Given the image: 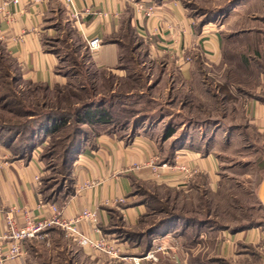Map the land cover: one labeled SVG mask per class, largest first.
<instances>
[{
	"label": "rangeland",
	"instance_id": "374dc122",
	"mask_svg": "<svg viewBox=\"0 0 264 264\" xmlns=\"http://www.w3.org/2000/svg\"><path fill=\"white\" fill-rule=\"evenodd\" d=\"M186 3L198 23L220 18L223 26L219 62L203 59L197 64L196 60L192 81H183L168 62L146 60V45L136 38L130 45L125 40L122 61L127 69L121 77L98 70L90 61L92 51L62 12L46 47L57 57L58 72L68 79L66 86L46 89L26 82L20 68L0 48V137L4 129L17 131L8 126H21L31 119L39 122L41 115L50 112L66 114V125L54 136L42 142L33 137L44 155L42 187L52 192L64 182L71 187L63 163L74 138L88 140L111 131L128 140L141 134L161 144L165 158L172 144L201 153L208 150L219 161L217 184L197 179L199 187L189 193L152 184L139 186L140 199L152 198L141 231L177 215L178 235L149 259L147 253L140 255L148 244L143 237L140 253L130 252L135 256L129 254L128 263L139 258L142 264H263L264 249L237 243L231 259H223L218 251L223 242L219 234L225 230L264 229V129L253 124L249 115L253 101L264 105V0ZM126 35L132 38L128 30ZM90 108L108 109L112 122L83 125L79 120ZM31 126L22 129V142L32 138L29 135L36 129ZM168 129L175 133L163 140ZM54 228V233L48 230L43 239L29 245L30 264H126L95 251L88 256L61 228Z\"/></svg>",
	"mask_w": 264,
	"mask_h": 264
},
{
	"label": "crops",
	"instance_id": "0c3cea01",
	"mask_svg": "<svg viewBox=\"0 0 264 264\" xmlns=\"http://www.w3.org/2000/svg\"><path fill=\"white\" fill-rule=\"evenodd\" d=\"M18 1L14 4V0H0V4H7L9 15L0 17V48L20 68L22 79L31 84L50 89L68 84V79L58 72L57 57L46 47L47 37L54 33V22L60 12L68 23L72 22L86 46L87 40L103 41V46L92 52L90 61L98 70L112 75L121 77L127 69L122 59L124 24L129 17L135 38L146 45V60L172 64L185 82L194 78L196 60L197 64L203 59L220 60L223 34L220 18L200 25L190 15L186 0H74L78 10L90 8L96 13L78 21L72 18L63 0H44L37 5L33 0ZM137 3L145 7L153 3L155 12L147 17L138 11ZM186 56L192 61L180 67L176 59ZM249 107L251 122L264 129V105L253 101ZM12 145L0 138V235L8 230L5 215L11 207L25 209L39 220L55 216L53 208L61 210L62 218L67 221L76 219L84 211H93L97 213V221H79V229L92 239L104 236L121 256H135L140 253L141 244L122 236L127 230L141 234L142 218L150 213L149 204L140 199L139 186L152 184L168 191L189 193L193 187H199L195 184L197 179H206L209 185L220 182L219 161L208 150L201 153L193 147L172 144L170 156L165 158L161 144L160 147L147 136L139 134L127 140L110 131L87 140L76 151L71 169L73 193L68 198L53 201L45 199L41 191L45 174L42 148L38 146L30 155L22 157L14 152ZM156 159L161 176L153 175L150 167L134 168ZM164 163L170 168L163 169ZM178 166L195 173L186 176L176 169ZM15 217L22 226L23 213ZM175 228L176 225L154 236L147 253L165 250L166 242L178 235ZM219 237L223 242L218 252L223 259L235 256L237 243L264 249V229L258 226L235 233L225 230ZM181 239L177 238L183 241ZM30 244L26 245L24 258L7 264H30L27 260ZM84 253L91 255L87 249Z\"/></svg>",
	"mask_w": 264,
	"mask_h": 264
},
{
	"label": "built area",
	"instance_id": "2783aa9c",
	"mask_svg": "<svg viewBox=\"0 0 264 264\" xmlns=\"http://www.w3.org/2000/svg\"><path fill=\"white\" fill-rule=\"evenodd\" d=\"M43 1L44 0H33V3L37 5ZM63 1L69 7V13H71L72 18L76 21L80 20L83 16L87 17L96 15V13L90 8H87L86 10H78L74 6V0ZM18 2V0H14V4H17ZM6 6V3L0 4V17L8 15L6 12ZM137 8L138 11L143 12L147 17H151L155 12L153 3L148 7H145L143 3H137ZM102 44L103 41L99 38L87 40V46L92 52L99 50L103 46ZM176 60L180 67H182L183 64L192 61L188 56H186V58H177ZM156 161H158V159L147 162L146 164H140V166L136 165L134 168L140 170L150 167L153 175L156 177L161 176L158 166H156ZM161 167L163 169L170 168L166 163L162 164ZM176 169L186 176L195 173V171H191L185 166H178ZM38 180L40 181V179ZM53 210L55 211V216L43 220L35 219L29 211L18 207H11L6 211L5 220L6 228H8V230L5 234L0 235V264H7L14 259L24 258L27 255L26 241L38 240L40 238L43 239L47 231L54 227L61 228L64 231L65 236L71 239L74 243H78L84 249L91 252L95 251L103 255L105 258L121 260L126 264L128 263V260L131 259L127 256H121L120 251L109 243L104 236L92 239L79 229V226H77L79 221H90L91 223H95L97 221L96 212L84 211L81 215L77 216L76 219L67 221L62 218L61 210H57L56 208H53ZM19 213H23L24 217V223L22 226L18 225L15 217L16 214ZM153 255V252H149L147 253L146 258H154ZM134 264H142V259L134 258Z\"/></svg>",
	"mask_w": 264,
	"mask_h": 264
},
{
	"label": "trees",
	"instance_id": "16d2710c",
	"mask_svg": "<svg viewBox=\"0 0 264 264\" xmlns=\"http://www.w3.org/2000/svg\"><path fill=\"white\" fill-rule=\"evenodd\" d=\"M187 5V3H186ZM188 7V5H187ZM214 21V20H213ZM207 20H202L199 24L202 25L204 23H207ZM129 31L132 33V38L129 39L126 35V31ZM135 38V31L134 29L131 27V22H130V17L128 19H126L125 24H124V33H123V45L124 48L127 47L125 40H127L128 45L133 43V40ZM133 39V40H132ZM133 47V46H132ZM130 50L131 52L134 50L131 48L130 46ZM60 87V86H58ZM56 87V88H58ZM50 89L49 87H46V89ZM65 115H63V113H58L55 114V112H50L48 114H43L40 116L41 121H36L35 119H31L33 121L27 122L24 125L18 126V125H14V126H8V130H17V131H13V132H9L7 130H3L1 132L2 136L0 138L6 140L7 143L9 144H13L12 146L14 149V152L16 151V148L18 149V154L19 156L24 157L25 155H30L31 152L38 147L39 145L35 144L36 143V139H34L33 137H38L41 139L46 138L48 136H54V134L57 133V131L61 128L64 127L67 123V119L65 118ZM73 116L75 117V114L73 113ZM81 121V123L83 125H96V124H102V125H106L107 123L112 122L111 119V112L108 109H93L90 108L89 110H87L84 114H83V119L79 120ZM32 125V126H31ZM31 129H36L35 131H33L32 133H30L29 136L33 135L32 138H28L26 139V143L22 142V138L21 136L24 134V127L26 128H30ZM26 128V129H27ZM23 129V130H22ZM20 130V131H18ZM22 130V131H21ZM37 131V132H36ZM29 133V132H28ZM175 133L174 129H168L166 130L163 140H167L169 138H171ZM77 137V136H75ZM74 138V141H72V144L66 149L65 151V156H64V163L63 166L66 168V173H67V177L69 178L70 182H71V187H66V184L64 182V184L61 185V187H59V190L56 192H52L49 188L46 187H42V194L44 195L45 199H51L53 201L56 200H61V199H65L68 198L69 196L72 195L73 193V179L71 177V169H72V164H73V158L76 154V151L84 145V143L87 140H82L80 138ZM91 139V138H90ZM88 139V140H90ZM25 141V139H24ZM42 142V140H41ZM25 143V145H23ZM42 159H44V155L42 156ZM43 183H44V179H43ZM137 192V191H136ZM138 194H140V192H138ZM141 195V194H140ZM151 199L149 198H145L143 197V201L147 202L149 204ZM149 216V214L147 215ZM147 216L142 218V223H145V219L147 218ZM177 218V215H170V217L168 218H164L161 219L160 221H158V223L154 224V225H150L149 227H147L145 229V231H143L141 234L135 235L133 234L131 231H126L125 233H123L122 239H131V241L133 242H138L139 244H141V247L143 245V242L141 241V239L143 237L147 238L148 244H146L145 248L143 249V253H141V255L146 254L152 247V243H153V237L159 235L160 233L166 232L168 230H171L174 226H175V219ZM57 229L56 228H52L49 230V233H54ZM33 240H28L26 241V245L28 243H32Z\"/></svg>",
	"mask_w": 264,
	"mask_h": 264
},
{
	"label": "water",
	"instance_id": "95a60500",
	"mask_svg": "<svg viewBox=\"0 0 264 264\" xmlns=\"http://www.w3.org/2000/svg\"><path fill=\"white\" fill-rule=\"evenodd\" d=\"M261 188H262V192H263V190H264V183H263V185L261 186ZM263 194V193H262ZM261 194V197H262V201H263V195ZM264 202V201H263Z\"/></svg>",
	"mask_w": 264,
	"mask_h": 264
},
{
	"label": "bare ground",
	"instance_id": "6f19581e",
	"mask_svg": "<svg viewBox=\"0 0 264 264\" xmlns=\"http://www.w3.org/2000/svg\"><path fill=\"white\" fill-rule=\"evenodd\" d=\"M263 201H264V199H263Z\"/></svg>",
	"mask_w": 264,
	"mask_h": 264
}]
</instances>
